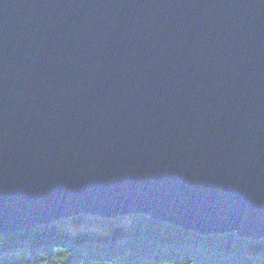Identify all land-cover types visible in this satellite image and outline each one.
<instances>
[{
    "label": "water",
    "instance_id": "95a60500",
    "mask_svg": "<svg viewBox=\"0 0 264 264\" xmlns=\"http://www.w3.org/2000/svg\"><path fill=\"white\" fill-rule=\"evenodd\" d=\"M82 214L264 238V0H0V234Z\"/></svg>",
    "mask_w": 264,
    "mask_h": 264
},
{
    "label": "trees",
    "instance_id": "16d2710c",
    "mask_svg": "<svg viewBox=\"0 0 264 264\" xmlns=\"http://www.w3.org/2000/svg\"><path fill=\"white\" fill-rule=\"evenodd\" d=\"M0 264H264V238L207 236L145 214H82L0 234Z\"/></svg>",
    "mask_w": 264,
    "mask_h": 264
},
{
    "label": "bare ground",
    "instance_id": "6f19581e",
    "mask_svg": "<svg viewBox=\"0 0 264 264\" xmlns=\"http://www.w3.org/2000/svg\"><path fill=\"white\" fill-rule=\"evenodd\" d=\"M220 236V235H219Z\"/></svg>",
    "mask_w": 264,
    "mask_h": 264
},
{
    "label": "rangeland",
    "instance_id": "374dc122",
    "mask_svg": "<svg viewBox=\"0 0 264 264\" xmlns=\"http://www.w3.org/2000/svg\"><path fill=\"white\" fill-rule=\"evenodd\" d=\"M242 238V237H241Z\"/></svg>",
    "mask_w": 264,
    "mask_h": 264
}]
</instances>
